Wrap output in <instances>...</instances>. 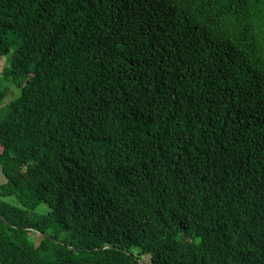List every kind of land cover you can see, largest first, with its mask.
<instances>
[{
  "label": "trees",
  "instance_id": "obj_1",
  "mask_svg": "<svg viewBox=\"0 0 264 264\" xmlns=\"http://www.w3.org/2000/svg\"><path fill=\"white\" fill-rule=\"evenodd\" d=\"M4 58L0 264H264V0H0Z\"/></svg>",
  "mask_w": 264,
  "mask_h": 264
},
{
  "label": "rangeland",
  "instance_id": "obj_2",
  "mask_svg": "<svg viewBox=\"0 0 264 264\" xmlns=\"http://www.w3.org/2000/svg\"><path fill=\"white\" fill-rule=\"evenodd\" d=\"M9 62V59L8 58H4L0 61V73L3 69V67L8 64ZM4 84H1V86H3ZM8 87V95L5 99V101H3L2 105L5 106L9 100L13 99L17 93H18V90L17 89H14V87L12 85H7ZM4 179L2 177V174L0 173V184L3 183ZM42 212H46L47 211V208L45 206H42L41 209H40ZM32 240L35 242V243H38L40 241V235L38 233H36L33 237H32ZM142 260L144 263H148L149 261V257L148 256H144L142 257Z\"/></svg>",
  "mask_w": 264,
  "mask_h": 264
}]
</instances>
